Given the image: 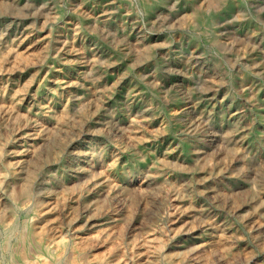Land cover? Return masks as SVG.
I'll list each match as a JSON object with an SVG mask.
<instances>
[{
  "label": "rangeland",
  "instance_id": "rangeland-1",
  "mask_svg": "<svg viewBox=\"0 0 264 264\" xmlns=\"http://www.w3.org/2000/svg\"><path fill=\"white\" fill-rule=\"evenodd\" d=\"M0 264H264V0H0Z\"/></svg>",
  "mask_w": 264,
  "mask_h": 264
},
{
  "label": "bare ground",
  "instance_id": "bare-ground-1",
  "mask_svg": "<svg viewBox=\"0 0 264 264\" xmlns=\"http://www.w3.org/2000/svg\"><path fill=\"white\" fill-rule=\"evenodd\" d=\"M194 1V0H193ZM196 1V0H195ZM212 1V0H211ZM16 4V3H15ZM194 5H195V3H194ZM193 8H194V6H192ZM197 8H199V5H198V7ZM106 9V8H105ZM195 9V8H194ZM213 10H215V5H214V3L213 4H210L208 7H204V8H199V9H197L195 12H194V10H193V14H194V16L192 17V19L194 20V24H196L198 27H203V26H205V24L207 23V19H208V15L213 11ZM103 11V10H102ZM109 11V10H108ZM102 13H105V12H102ZM107 13V12H106ZM111 13V12H110ZM129 13V12H128ZM117 15V14H116ZM100 17V16H99ZM114 17H116V16H114ZM191 18V17H190ZM100 19V18H99ZM104 19V18H103ZM102 19V20H103ZM104 21V20H103ZM116 21V20H115ZM187 21V20H186ZM123 22V21H122ZM190 23H191V21H190ZM120 24V23H119ZM193 25V24H192ZM102 26V25H101ZM120 26H121V24H120ZM125 27V26H124ZM104 28V27H103ZM121 28H123L122 26H121ZM108 30H109V27H108ZM135 45L136 44H134V47H135ZM137 47V46H136ZM144 47V46H143ZM136 49H138V48H136ZM142 49V48H141ZM147 49V48H146ZM143 50V49H142ZM134 51V50H133ZM136 52V51H135ZM112 61V60H111ZM115 65V64H114ZM103 75V74H102ZM95 76V75H94ZM98 76V75H97ZM102 77H100V79H101ZM92 84V83H91ZM97 90V89H96ZM93 91V90H92ZM93 93H95V91L93 92ZM94 95V94H93ZM243 128V127H242ZM3 154V153H2ZM177 156V155H176ZM36 173V172H35ZM32 177V176H31ZM156 177V176H155ZM103 178V177H102ZM101 178V179H102ZM30 180V179H29ZM33 180V179H32ZM34 181V180H33ZM92 181V180H91ZM100 182V181H99ZM30 183V182H29ZM97 184H98V182H97ZM94 185V184H93ZM96 185V184H95ZM108 185V184H107ZM110 185V184H109ZM102 187V186H101ZM104 187V186H103ZM42 216V215H41ZM43 217V216H42ZM49 217V216H48ZM47 218V217H46ZM50 218V217H49ZM44 222V221H43ZM42 222V223H43ZM46 222V221H45ZM54 226V225H53ZM54 228V227H53ZM197 250V249H196ZM192 253V252H191ZM195 253V252H194Z\"/></svg>",
  "mask_w": 264,
  "mask_h": 264
}]
</instances>
